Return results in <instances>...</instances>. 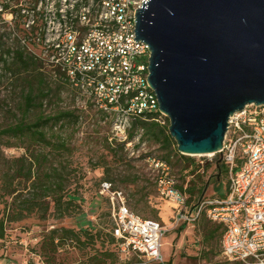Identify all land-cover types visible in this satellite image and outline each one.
Wrapping results in <instances>:
<instances>
[{
  "label": "built area",
  "instance_id": "2783aa9c",
  "mask_svg": "<svg viewBox=\"0 0 264 264\" xmlns=\"http://www.w3.org/2000/svg\"><path fill=\"white\" fill-rule=\"evenodd\" d=\"M142 2L0 0V11L5 3L20 7L23 26L37 27V57L57 66L73 87L110 113L111 138L128 150L145 145L142 129L132 127L137 117L156 111L160 122L166 117L158 110L146 79L148 45L133 40L134 13ZM219 154L227 174L225 193L201 200L195 209L188 206L170 162L154 151L144 157L158 194L173 205L175 223H194L205 210L209 218L223 224L221 253L226 260L264 264V104H248L229 116ZM99 193L110 202L119 251L163 262L164 226L132 211L123 192L112 189L109 182L101 183Z\"/></svg>",
  "mask_w": 264,
  "mask_h": 264
},
{
  "label": "rangeland",
  "instance_id": "374dc122",
  "mask_svg": "<svg viewBox=\"0 0 264 264\" xmlns=\"http://www.w3.org/2000/svg\"><path fill=\"white\" fill-rule=\"evenodd\" d=\"M3 16L4 19L0 20V51L5 52L4 49L14 46L15 42L10 32L12 20L6 13ZM45 64V69L50 70L48 62L45 61ZM20 77H26V74L14 76L0 59V127L21 116L19 106L23 100L22 90L27 88V84ZM47 80L52 91L43 102V113L53 115L64 110L72 113L53 127L54 135L57 139L66 140L68 148L53 150L52 155L65 166L66 188L77 195L76 205L64 217L59 218L49 212L45 219L31 214L20 221L6 223L5 236L0 239V264H45L39 255L41 241L49 230L63 226L82 228L91 233L99 230L100 235L89 240L81 233V242L63 240L53 253V264H95L91 259L95 252L106 248L116 252L117 246L109 242L108 205L98 193L102 177L107 173L115 179L114 185L124 192L129 207L144 217L157 219L165 232L160 248L163 262L147 261L133 254H121L122 257L117 254V259L108 257L104 264H167L168 261L170 264H226L221 254L219 231L210 237L204 230L206 223H212L205 218L191 224L173 221V205L158 194L144 157L151 151L161 155L158 145L149 140H145L143 148L135 145L128 150L118 145L111 138L110 119L104 117L84 94L68 85L58 88L54 78ZM39 111L38 107L32 108L26 118L32 120ZM2 142L1 148L7 157L26 152L25 147L14 138ZM112 146H118L117 155L111 150ZM33 148L37 150L38 146H31L30 151ZM192 157L201 167L205 166L202 192L205 198L214 194L223 195L227 174L220 176L216 168L220 154ZM172 167L178 182H181L177 168ZM188 178L191 176L186 180ZM137 201V209H134L133 204ZM2 206L0 202V215ZM152 209L157 210L156 216Z\"/></svg>",
  "mask_w": 264,
  "mask_h": 264
},
{
  "label": "water",
  "instance_id": "95a60500",
  "mask_svg": "<svg viewBox=\"0 0 264 264\" xmlns=\"http://www.w3.org/2000/svg\"><path fill=\"white\" fill-rule=\"evenodd\" d=\"M134 15L177 151L220 153L229 116L264 104V0H143Z\"/></svg>",
  "mask_w": 264,
  "mask_h": 264
},
{
  "label": "trees",
  "instance_id": "16d2710c",
  "mask_svg": "<svg viewBox=\"0 0 264 264\" xmlns=\"http://www.w3.org/2000/svg\"><path fill=\"white\" fill-rule=\"evenodd\" d=\"M13 1H15V4L20 2V0ZM4 13L12 14L10 32L13 35L12 40H14L15 44L10 48L4 49L5 52L0 51V59L5 62V67L14 76L22 73L26 74V77H20L19 79L26 82L27 88L22 90L23 100L19 106L21 116L14 122L0 127V202L3 205V211L0 215V239L5 236V225L8 222L20 221L31 214H36L40 218L45 219L49 212L60 218L68 215L76 205L77 195L66 188L67 172L65 171V166L52 155L53 150L68 148L66 140L57 139L56 135H54L53 127L63 117L70 116L72 113L64 110L53 115H47L43 113L41 108L44 100L47 99L52 91V88L48 85L47 78H54L58 88L61 85H68L81 93L80 89L71 85L66 74L57 66L49 65L50 70L45 69V60L35 54L40 49V44L35 40L37 27L32 26L27 29L23 26L25 16L20 12V7L9 8V4L5 3L3 4V10L0 11V20L4 19ZM1 37L2 35H0V47L2 46ZM22 39L25 41L22 42ZM88 99L104 117L109 118L111 121L110 113L98 107L92 98ZM36 107L40 111L32 120H28L26 118L27 113ZM158 115L160 114L156 111L146 116L137 117L132 122V127L141 128V140H149L157 144L159 149L162 150L160 156L167 159L172 166L177 168L181 177L178 187L186 194L188 206L195 209L199 202L205 199L202 193L205 187L203 175L205 166L201 167L192 156L184 155L177 151L176 144L167 130V117H163L164 123H162L158 120ZM9 138H14L21 146L25 147L26 152L19 156L7 157L1 148V144L4 139ZM8 144L12 145L11 142H8ZM33 145L38 146V149L33 148L30 151V147ZM118 145L123 146L120 143ZM117 149L118 146H112L111 148L115 155H117ZM216 168L220 176L226 174V168L222 161L218 167L216 165ZM200 169H202V172H200ZM188 176H191V178L186 180ZM102 182H109L112 189L121 190L114 185L115 179L108 173L103 175L100 187ZM226 184L227 181L223 184L224 188H226ZM99 190L100 188L98 193ZM100 196L108 205L109 242L114 243L117 249L116 252L107 248L95 252L91 258L95 264H104L106 259L112 256H114L115 260L117 259V254L122 257V253L119 251V240L114 235L110 202L105 196L101 194ZM218 196L220 195L214 194L211 198ZM124 197L125 203L129 207L125 194ZM138 203V201L134 202V209H137ZM131 210L134 211L133 209ZM152 211L156 216L157 210L152 209ZM135 213L142 218L155 220L154 218L144 217L137 212ZM202 218L212 223V225L207 223L204 225V230L208 236L212 237L219 231L221 239L224 233L223 224L209 218L205 210L201 211L197 221ZM81 233H84L89 240L100 235L99 230L91 233L82 228L74 229L65 226L49 230L47 236L42 239L40 244L39 255L43 257L45 264L54 263L53 253L57 251L58 245L63 240L69 239L81 242ZM129 254L136 255L134 253ZM226 261V264H246L242 261ZM167 264H170V261Z\"/></svg>",
  "mask_w": 264,
  "mask_h": 264
},
{
  "label": "crops",
  "instance_id": "0c3cea01",
  "mask_svg": "<svg viewBox=\"0 0 264 264\" xmlns=\"http://www.w3.org/2000/svg\"><path fill=\"white\" fill-rule=\"evenodd\" d=\"M226 190V188H224ZM225 193V192H224ZM224 195V194H223ZM222 196V195H220ZM182 224H191V223H188V222H182ZM220 244H221V239H220Z\"/></svg>",
  "mask_w": 264,
  "mask_h": 264
},
{
  "label": "bare ground",
  "instance_id": "6f19581e",
  "mask_svg": "<svg viewBox=\"0 0 264 264\" xmlns=\"http://www.w3.org/2000/svg\"><path fill=\"white\" fill-rule=\"evenodd\" d=\"M208 155H211V154H208Z\"/></svg>",
  "mask_w": 264,
  "mask_h": 264
}]
</instances>
